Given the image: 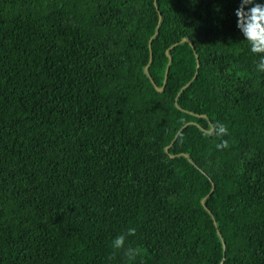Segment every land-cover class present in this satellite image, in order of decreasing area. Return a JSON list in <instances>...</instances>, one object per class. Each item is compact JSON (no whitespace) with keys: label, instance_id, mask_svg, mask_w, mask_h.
<instances>
[{"label":"trees","instance_id":"obj_1","mask_svg":"<svg viewBox=\"0 0 264 264\" xmlns=\"http://www.w3.org/2000/svg\"><path fill=\"white\" fill-rule=\"evenodd\" d=\"M237 3L0 0V264H264Z\"/></svg>","mask_w":264,"mask_h":264},{"label":"clouds","instance_id":"obj_2","mask_svg":"<svg viewBox=\"0 0 264 264\" xmlns=\"http://www.w3.org/2000/svg\"><path fill=\"white\" fill-rule=\"evenodd\" d=\"M235 27L241 41L247 45V50L256 58L255 69L264 74V0H238L234 9ZM217 135H226L223 124L216 126ZM226 146L225 144L220 145ZM136 234L134 227H128L115 235L110 241V247L115 252H122L129 262L136 261L139 249L126 244L128 237Z\"/></svg>","mask_w":264,"mask_h":264},{"label":"water","instance_id":"obj_3","mask_svg":"<svg viewBox=\"0 0 264 264\" xmlns=\"http://www.w3.org/2000/svg\"><path fill=\"white\" fill-rule=\"evenodd\" d=\"M159 17H160V19H161V15H160ZM183 41H188V40H187V39H184ZM147 68H148V67H147ZM147 68H146V69H147ZM157 90H158V91H162L163 88H158V87H157ZM202 203H204V200L202 201Z\"/></svg>","mask_w":264,"mask_h":264}]
</instances>
